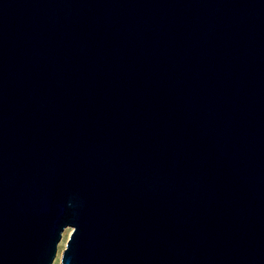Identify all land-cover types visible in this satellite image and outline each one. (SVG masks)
<instances>
[{"label":"water","instance_id":"water-1","mask_svg":"<svg viewBox=\"0 0 264 264\" xmlns=\"http://www.w3.org/2000/svg\"><path fill=\"white\" fill-rule=\"evenodd\" d=\"M264 264V0H0V264Z\"/></svg>","mask_w":264,"mask_h":264},{"label":"rangeland","instance_id":"rangeland-1","mask_svg":"<svg viewBox=\"0 0 264 264\" xmlns=\"http://www.w3.org/2000/svg\"><path fill=\"white\" fill-rule=\"evenodd\" d=\"M71 232V229L70 228H67L64 230L63 234H62V238H61V241L57 247V253H56V257L53 261L52 264H61V254H62V251L64 250L65 248V244L68 240V236Z\"/></svg>","mask_w":264,"mask_h":264}]
</instances>
